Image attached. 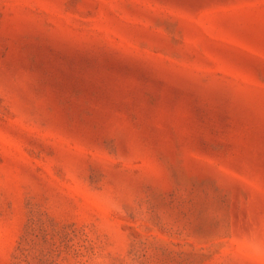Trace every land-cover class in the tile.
Listing matches in <instances>:
<instances>
[{"label":"rangeland","instance_id":"1","mask_svg":"<svg viewBox=\"0 0 264 264\" xmlns=\"http://www.w3.org/2000/svg\"><path fill=\"white\" fill-rule=\"evenodd\" d=\"M0 264H264V0H0Z\"/></svg>","mask_w":264,"mask_h":264}]
</instances>
